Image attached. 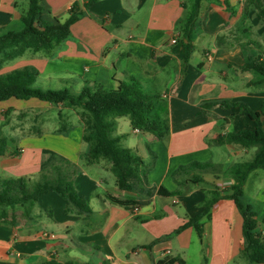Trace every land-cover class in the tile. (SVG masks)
I'll list each match as a JSON object with an SVG mask.
<instances>
[{"label": "crops", "instance_id": "obj_1", "mask_svg": "<svg viewBox=\"0 0 264 264\" xmlns=\"http://www.w3.org/2000/svg\"><path fill=\"white\" fill-rule=\"evenodd\" d=\"M29 4L30 0H0V29L21 30ZM192 4L193 0H41L42 18L48 22H65L74 5L83 16L50 53L28 50L0 74L33 67L39 72L36 82L50 74L44 80L74 85V94L85 87L116 90L137 80L147 93L160 98L164 136L157 139L134 128L128 116L114 119L112 136L142 159L146 176V186L123 191L111 161L91 159L90 144L84 141L89 117L81 108L36 100L1 104L0 115L36 107L58 109L64 119L61 108L70 110L69 127L33 137L34 158L28 155L26 139L21 140L18 149L24 154H18L19 160L14 157L19 171L8 169L5 178L54 176L60 167L91 212H79L54 193L43 195L25 220L10 216L0 223V264L50 259L60 264H159L172 258L183 264H253L244 254L243 217L227 197L235 183L229 170L252 161L264 147L215 144L219 137L255 130V122L242 107L210 104L243 103L254 111L264 107V84L252 85L257 76L244 69L251 57L264 60V0L203 1L192 30L194 49L184 69L182 26ZM28 161L34 162L32 172ZM194 163L215 164L219 170L177 175L181 167ZM160 187L178 194L160 196ZM110 197L143 204L134 213L135 206L116 204ZM243 201L257 213L261 234L264 170L248 176ZM205 212L202 235L194 227L181 229Z\"/></svg>", "mask_w": 264, "mask_h": 264}, {"label": "trees", "instance_id": "obj_2", "mask_svg": "<svg viewBox=\"0 0 264 264\" xmlns=\"http://www.w3.org/2000/svg\"><path fill=\"white\" fill-rule=\"evenodd\" d=\"M205 0H193L191 9L182 26L183 46L185 49L184 69L193 52L192 30L198 18L202 2ZM41 0H30L29 8L22 17L23 28L19 31L3 32L0 29V51L7 57H20L28 50L33 52L50 53L57 45L65 41L71 35V26L83 16L79 5H74L70 10L69 18L63 23H51L42 18ZM86 8L89 5H85ZM253 72L257 79L252 85L264 84V60L251 57L244 67ZM185 72V70H184ZM39 72L33 67H24L0 74V105L12 100L28 103L36 100L51 106H66L81 108L83 114L89 117L85 121L84 141L90 144L89 155L91 159L105 157L112 163V173L117 180L119 189L133 191L136 187L146 186V176L143 171L142 159L130 149L122 148L119 140L112 136L114 131V119L128 116L134 128L150 133L157 139L164 136L163 119L158 113L160 98L157 95L147 93L137 80L131 83H122L116 90H105L99 86L96 88L85 87L74 94L71 91L51 90L35 88ZM225 107L239 106L246 110L248 116L255 122V130H244L231 133L226 137H219L214 141L217 145L225 143L238 144L248 147L252 143L262 144L264 147V107L261 111H254L243 103H231L228 101L211 103ZM4 115V114H2ZM62 118V114L59 115ZM0 156L5 154V141H2ZM219 167L215 164L194 163L187 167H181L177 175L192 170H200L204 173L216 172ZM264 170V149L252 161L245 164L234 165L229 173L235 183L231 186V193L227 195L232 199L243 217V236L245 240L244 254L251 263L264 264V238L258 233L257 213L252 206L244 203V184L248 176L256 171ZM57 175L50 176L42 173L36 181L28 177L2 178L0 177V220H9L7 207L15 210L17 206L24 209L28 215L39 199L49 193H54L69 205L75 207L81 213H90L88 202L80 197L74 187V183L61 172L60 167L55 169ZM157 194L165 197H174L177 192H169L160 187ZM110 199L119 205L130 207L140 206V201H122L114 197ZM208 212V211H207ZM205 212L183 226L181 229L194 227L199 235H202L200 222L208 216ZM15 221V216H12ZM264 222V220H263ZM182 261L168 259L159 264H175ZM39 264H60L54 259ZM71 264V263H69Z\"/></svg>", "mask_w": 264, "mask_h": 264}, {"label": "rangeland", "instance_id": "obj_3", "mask_svg": "<svg viewBox=\"0 0 264 264\" xmlns=\"http://www.w3.org/2000/svg\"><path fill=\"white\" fill-rule=\"evenodd\" d=\"M15 30V29H13ZM19 57H7V54L0 51V72L5 71L8 69L11 65L15 64V60H17ZM50 74L47 75V77ZM45 78H40L33 86L35 88H44V89H51V90H69L76 92L77 88L74 85H70L69 83H62L61 81H46ZM48 79V78H47ZM64 82V81H63ZM81 92V91H80ZM79 92V93H80ZM6 110H3V112ZM2 112V113H3ZM61 112H65L66 118L59 117L58 109H43V108H36V107H24L19 108L15 111H9L5 115H0V149H1V143L2 141H5V154L0 156V177L5 178L7 174L10 172L8 169H15L16 171H19V162H14V157L19 156L18 154L21 153L18 148V144L21 142V140L26 139L24 145L27 148H30L31 151L28 155L33 156L34 158V145H32V142H34L32 139L35 136L40 135L41 133L48 132L49 134H52L50 132H56L62 130V128L69 127V124L67 123V118H69L70 110L61 108ZM64 115V116H65ZM41 120L49 122V124H45L42 126ZM59 120V121H58ZM64 120V121H63ZM58 121V122H57ZM47 128V129H43ZM129 135H132V130L127 129ZM42 138V137H41ZM36 137L34 140L41 139ZM27 143V144H26ZM24 148V147H21ZM24 154L23 152L21 155ZM20 156L16 159L19 160ZM32 160V159H31ZM29 160V161H31ZM27 162V170L29 172H32L34 170V159L32 162ZM26 162V160H25ZM260 171V170H259ZM262 171V170H261ZM112 179H115L114 176H111ZM33 181H36L38 179V175L31 178ZM42 205H46L47 202L40 203ZM2 207H0L1 211ZM8 215L15 216L16 220H25L26 217L24 214V209L20 206H17L15 210H11L7 207ZM2 221L0 220V223Z\"/></svg>", "mask_w": 264, "mask_h": 264}, {"label": "built area", "instance_id": "obj_4", "mask_svg": "<svg viewBox=\"0 0 264 264\" xmlns=\"http://www.w3.org/2000/svg\"><path fill=\"white\" fill-rule=\"evenodd\" d=\"M175 42V41H174ZM137 132H138V130H137ZM221 188L224 190L226 187H225V185H221ZM139 206H135L134 208H133V212L134 213H137V212H139ZM261 236L264 238V232H262L261 233Z\"/></svg>", "mask_w": 264, "mask_h": 264}]
</instances>
